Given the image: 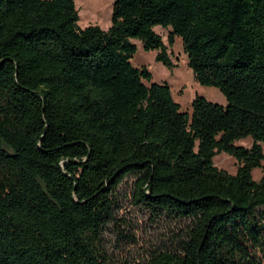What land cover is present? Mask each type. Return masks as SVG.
I'll use <instances>...</instances> for the list:
<instances>
[{
	"label": "trees",
	"instance_id": "obj_1",
	"mask_svg": "<svg viewBox=\"0 0 264 264\" xmlns=\"http://www.w3.org/2000/svg\"><path fill=\"white\" fill-rule=\"evenodd\" d=\"M78 21L75 0H0V264H110L128 176L135 206L180 225L141 264H264V0H114L107 30ZM155 27L227 105L181 111L132 65L137 40L175 66Z\"/></svg>",
	"mask_w": 264,
	"mask_h": 264
},
{
	"label": "rangeland",
	"instance_id": "obj_2",
	"mask_svg": "<svg viewBox=\"0 0 264 264\" xmlns=\"http://www.w3.org/2000/svg\"><path fill=\"white\" fill-rule=\"evenodd\" d=\"M113 2L114 0H75L79 13L78 26L85 28L96 25L107 30L111 25ZM154 30L162 37L175 66L168 69L157 62L155 60L157 52L145 51L141 42L137 40H132L137 48L131 59L132 65L137 68L147 67L153 75L154 82L167 84L181 111L191 113V103L195 96L203 97L218 105H227V100L219 89L202 86L195 81L193 73L188 67L187 56L183 51L181 40L176 38L174 44L169 46L167 42L169 30L160 27H155ZM235 145L249 148L252 145V140L250 138L241 139L236 141ZM213 164L231 175H235L240 166L234 157L225 153L217 154L213 158ZM261 164L264 166V162ZM251 175L255 181H259L262 177V169H254ZM133 182L134 179L131 176L126 177L116 192L114 208L118 221L116 225L108 227L104 236L110 264H141L149 254L175 246V235L180 225L157 219L135 206L131 199ZM257 212L263 224L261 228L262 243L260 249H253V253L264 262V206L259 207Z\"/></svg>",
	"mask_w": 264,
	"mask_h": 264
},
{
	"label": "bare ground",
	"instance_id": "obj_3",
	"mask_svg": "<svg viewBox=\"0 0 264 264\" xmlns=\"http://www.w3.org/2000/svg\"><path fill=\"white\" fill-rule=\"evenodd\" d=\"M94 2H96V1H94ZM93 4V3H92ZM91 5V4H90ZM82 7V6H81ZM79 14V13H78Z\"/></svg>",
	"mask_w": 264,
	"mask_h": 264
}]
</instances>
